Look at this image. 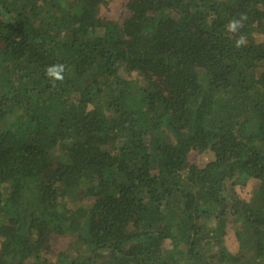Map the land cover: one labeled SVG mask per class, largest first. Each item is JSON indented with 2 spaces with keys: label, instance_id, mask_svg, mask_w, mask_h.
<instances>
[{
  "label": "trees",
  "instance_id": "trees-1",
  "mask_svg": "<svg viewBox=\"0 0 264 264\" xmlns=\"http://www.w3.org/2000/svg\"><path fill=\"white\" fill-rule=\"evenodd\" d=\"M110 1L0 0V264H264V0Z\"/></svg>",
  "mask_w": 264,
  "mask_h": 264
},
{
  "label": "rangeland",
  "instance_id": "rangeland-1",
  "mask_svg": "<svg viewBox=\"0 0 264 264\" xmlns=\"http://www.w3.org/2000/svg\"><path fill=\"white\" fill-rule=\"evenodd\" d=\"M127 1L128 0L110 1L109 5L106 8L102 9L103 16H105L108 19H119L122 21L129 15V12L125 7V3ZM209 159L210 156L208 154L201 155L198 152L193 151L189 155V164L204 165ZM255 187H256V181L251 180L247 186V190L252 191L254 190ZM70 245H71V239L64 236H53L51 239V247L53 254L63 251H69ZM226 246L232 251L238 250L237 242L234 238V234L232 230H230L227 235Z\"/></svg>",
  "mask_w": 264,
  "mask_h": 264
},
{
  "label": "clouds",
  "instance_id": "clouds-1",
  "mask_svg": "<svg viewBox=\"0 0 264 264\" xmlns=\"http://www.w3.org/2000/svg\"><path fill=\"white\" fill-rule=\"evenodd\" d=\"M246 19V17H241L239 20H233L228 24V30L230 32H237L239 28L243 27V20ZM246 43V37L244 35H240L239 38L236 41V47L239 48L243 46ZM64 71L63 65H57L54 67H51L48 69V74L52 77H55V79L62 80L63 76L61 73Z\"/></svg>",
  "mask_w": 264,
  "mask_h": 264
}]
</instances>
